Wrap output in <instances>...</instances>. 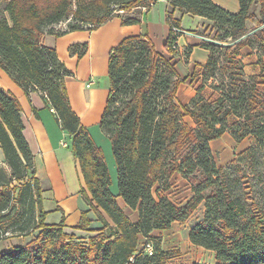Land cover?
Masks as SVG:
<instances>
[{"label": "trees", "instance_id": "1", "mask_svg": "<svg viewBox=\"0 0 264 264\" xmlns=\"http://www.w3.org/2000/svg\"><path fill=\"white\" fill-rule=\"evenodd\" d=\"M2 1L8 16H0V69L26 95L41 91L55 110L79 159L89 192L84 191L85 199L103 227L84 238L66 232L64 221L45 223L48 213L22 107L0 85L5 164L0 166V238L37 232L26 244L0 252V264H166L174 255L152 241V233L187 221L200 208L189 239L212 251L214 264H264V65L260 73L248 75L241 57L245 46L264 49V0H239L238 13L213 0H169L170 31L162 52L144 35L127 36L111 49L100 127L111 141L117 195L103 149L71 105L65 80L73 72L43 36L96 30L117 17L124 25L139 24L143 9L158 0ZM177 11L207 18L210 32L198 34L220 43H201L209 57L192 73L196 94L184 105L177 92L185 79L174 61L181 54ZM66 22L67 28L57 30ZM87 50V42L70 47L80 58ZM191 51L187 47L186 56ZM207 87L213 90L209 96ZM226 133L238 143L249 137L254 142L219 166L211 142ZM177 173L191 184L192 194L183 203L167 194ZM117 197L138 210V221ZM90 223L85 211L75 228L87 230ZM147 243L153 244L152 254L145 251Z\"/></svg>", "mask_w": 264, "mask_h": 264}, {"label": "crops", "instance_id": "2", "mask_svg": "<svg viewBox=\"0 0 264 264\" xmlns=\"http://www.w3.org/2000/svg\"><path fill=\"white\" fill-rule=\"evenodd\" d=\"M213 1L232 13H238L240 10L239 0ZM169 7V0H158L149 9H143L139 24L124 25L122 19L117 17L96 30L67 32L62 36L46 33L43 36V43L56 48L59 59L73 72V75L65 80L71 105L80 116L82 124L88 128L96 144L103 149L112 184L116 164L109 161L110 140L100 127V120L109 95V86L106 88L94 86L95 78L103 74L108 76L111 49L127 36H147L155 48L162 52L170 31L167 21ZM176 17L181 22V35L177 41L181 54L175 57L174 61L179 75L183 78L189 76L191 78L192 73L200 70V65L208 60L209 50L201 46V43L206 41L204 37L207 36L198 33H204L211 22L203 16L180 11L176 12ZM84 42L88 43V50L84 56L80 58L78 54L71 53L70 47L73 44ZM189 46H192V51L189 56H186L185 51ZM241 52L245 72L248 75L260 73L264 65V49L245 46ZM0 85L14 93L22 107L24 134L34 155L36 177L42 189L44 210L48 213L45 223L57 225L64 221V229L68 233L86 238L95 235L96 233L90 230L102 228L103 223L85 199L84 191L88 194L89 192L79 159L72 151L68 133L63 129L55 110L48 105L41 91H33L29 96L26 95L2 69H0ZM195 94L196 90L188 80L180 84L177 98L179 103L184 105ZM225 135L231 136L229 133L223 136ZM215 141L211 142V147ZM0 156L3 160L1 151ZM111 190L114 194H118V190L114 192L112 186ZM117 201L127 214L128 211L134 214V218L128 214L134 222L138 221L137 209L127 206L122 197H117ZM85 211L91 223L87 230L76 229ZM190 229L191 227L188 235ZM27 242L14 246L24 245Z\"/></svg>", "mask_w": 264, "mask_h": 264}, {"label": "rangeland", "instance_id": "3", "mask_svg": "<svg viewBox=\"0 0 264 264\" xmlns=\"http://www.w3.org/2000/svg\"><path fill=\"white\" fill-rule=\"evenodd\" d=\"M4 8H5V3L4 1L0 0V16L2 15L8 16V13L5 12ZM127 15H131V13H128ZM67 23L68 22L56 25V28L58 29L62 27L67 28ZM63 24H65V26ZM209 32H210V28L208 27L207 33ZM206 41L211 42L208 40ZM180 77L183 78L182 76ZM184 79L185 81L188 80L191 81L190 76L188 78L184 77ZM95 80L96 82L94 86L96 87L99 86L102 88H106V86H109V79L108 76H106L105 74L99 75L98 77L95 78ZM212 92L213 90L210 87H207L204 90V94L206 96L211 95ZM253 142H254L253 137H249L246 140H244L242 143H236L229 135H225L222 138L216 140L212 144V150L218 165L219 166L228 165L236 157V155L240 150H244ZM109 143H110V153H111V158L109 159V161H112L115 164V159L112 153L111 141ZM0 166H5L1 158H0ZM175 176H174L175 180H173L172 182V187L167 192V194L175 202L183 203L192 194L191 184L187 180H185L180 174L177 173L175 174ZM113 178H114L113 179L114 182L112 184V189L114 192H116L118 190L116 168L115 171L113 172ZM128 214H130L131 217L134 218V214L132 212L128 211ZM201 216H202V208L198 209L187 221L174 223L169 230L156 231L151 236L152 241L155 242L156 240L157 241L159 240L161 242V246L164 250L172 251L174 257L169 259L166 264H193V263L212 264L215 262V255L212 251L194 245L189 239V235H188L189 228L192 227L196 222H198ZM36 233L37 232H32L31 234L25 236L19 234H13L11 232L7 233L4 237L0 238V252L10 249L11 247H14V245L23 244L31 240L36 235Z\"/></svg>", "mask_w": 264, "mask_h": 264}, {"label": "built area", "instance_id": "4", "mask_svg": "<svg viewBox=\"0 0 264 264\" xmlns=\"http://www.w3.org/2000/svg\"><path fill=\"white\" fill-rule=\"evenodd\" d=\"M145 251L149 254H152L154 251V247L152 243L145 244Z\"/></svg>", "mask_w": 264, "mask_h": 264}, {"label": "water", "instance_id": "5", "mask_svg": "<svg viewBox=\"0 0 264 264\" xmlns=\"http://www.w3.org/2000/svg\"><path fill=\"white\" fill-rule=\"evenodd\" d=\"M259 28H261V27H259ZM258 28V29H259ZM254 31H252V32H250L249 34H251V33H253ZM204 39H206V40H208V41H211V42H214V43H218V44H220L219 42H217V41H215V40H212V39H209V38H205L204 37Z\"/></svg>", "mask_w": 264, "mask_h": 264}]
</instances>
